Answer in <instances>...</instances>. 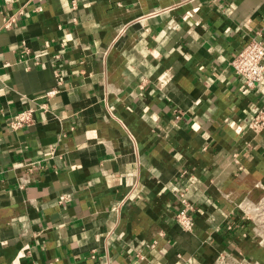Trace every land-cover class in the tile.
<instances>
[{
    "label": "crops",
    "instance_id": "obj_1",
    "mask_svg": "<svg viewBox=\"0 0 264 264\" xmlns=\"http://www.w3.org/2000/svg\"><path fill=\"white\" fill-rule=\"evenodd\" d=\"M254 37L264 0H0V264H264Z\"/></svg>",
    "mask_w": 264,
    "mask_h": 264
},
{
    "label": "built area",
    "instance_id": "obj_2",
    "mask_svg": "<svg viewBox=\"0 0 264 264\" xmlns=\"http://www.w3.org/2000/svg\"><path fill=\"white\" fill-rule=\"evenodd\" d=\"M16 18L10 16L5 18L4 27L10 28L15 23ZM235 73L241 77L243 86L246 88H255L259 83L264 81V39L260 37L252 38L246 47L234 58L232 62ZM56 94V90L47 92L48 97ZM46 110V104H41L39 107L30 106L26 109L14 113L10 116L9 126L12 130H21L30 127L37 121V113L39 110ZM250 129L261 134L264 131V102L255 113L250 125ZM181 208L174 216V220L181 226L184 231H192L195 225L196 207L191 202L184 192L180 194ZM264 207V200L261 203ZM256 220V217H254ZM259 223L264 218L260 215ZM263 229L264 227L261 226ZM232 226H228L231 230ZM262 242V240H261ZM214 264H261L255 259H249L242 254H234L233 252L223 250L220 252Z\"/></svg>",
    "mask_w": 264,
    "mask_h": 264
},
{
    "label": "rangeland",
    "instance_id": "obj_3",
    "mask_svg": "<svg viewBox=\"0 0 264 264\" xmlns=\"http://www.w3.org/2000/svg\"><path fill=\"white\" fill-rule=\"evenodd\" d=\"M259 211H261L260 218L261 217L264 218V207H262ZM259 225L264 227V219L262 221H260Z\"/></svg>",
    "mask_w": 264,
    "mask_h": 264
}]
</instances>
